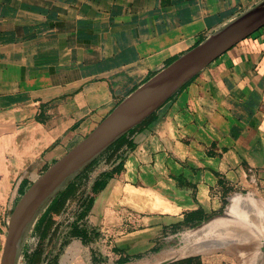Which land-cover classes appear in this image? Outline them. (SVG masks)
<instances>
[{
	"label": "crops",
	"instance_id": "crops-1",
	"mask_svg": "<svg viewBox=\"0 0 264 264\" xmlns=\"http://www.w3.org/2000/svg\"><path fill=\"white\" fill-rule=\"evenodd\" d=\"M263 2L0 0V199L29 188L143 84ZM128 120L41 204V241L59 248L53 264L172 263L160 234L202 224L241 191L264 227V26Z\"/></svg>",
	"mask_w": 264,
	"mask_h": 264
},
{
	"label": "rangeland",
	"instance_id": "rangeland-1",
	"mask_svg": "<svg viewBox=\"0 0 264 264\" xmlns=\"http://www.w3.org/2000/svg\"><path fill=\"white\" fill-rule=\"evenodd\" d=\"M71 177L66 179L59 188L63 187ZM27 190L28 188L14 190L13 186L8 197L3 196L0 199V264L13 212ZM1 192L3 191L1 190ZM45 205L35 212L22 233L17 247L15 264L54 263L55 254L59 249L58 245L39 244L37 242L38 232L33 229L36 219ZM254 205L255 203L249 199V192L241 191L225 197L220 206L212 211L207 219L210 222L206 225L193 224V222H190L189 225L188 222H184L170 233L173 236H166L162 232L160 236L166 239L162 242L163 246L160 244V248L167 250L164 258L166 260L176 259L169 264H176L187 259H199L191 264H220L221 262L225 264H261L263 257L260 248L264 239V227L257 226L256 205ZM229 206H233L234 211L228 216L225 214L228 218L212 220L215 216L224 214ZM144 209L143 205L141 210ZM110 253L108 247L102 250H99V247L95 248V254L98 256L106 258ZM147 264L153 263L148 262Z\"/></svg>",
	"mask_w": 264,
	"mask_h": 264
},
{
	"label": "water",
	"instance_id": "water-1",
	"mask_svg": "<svg viewBox=\"0 0 264 264\" xmlns=\"http://www.w3.org/2000/svg\"><path fill=\"white\" fill-rule=\"evenodd\" d=\"M263 26L264 2L229 23L143 84L123 101L89 136L52 164L32 183L18 202L12 215L1 264H15L17 247L25 223L45 191L73 169L79 166L83 167L87 161L109 144L130 124L128 118L141 101L157 91L171 88L180 83ZM59 189L57 187L53 191L48 202ZM231 208L233 209V206H229L224 214L215 216L212 220L228 218V214L233 212ZM209 222V220H206L200 225L203 226ZM260 250L264 258V239ZM166 263L168 264V262Z\"/></svg>",
	"mask_w": 264,
	"mask_h": 264
},
{
	"label": "bare ground",
	"instance_id": "bare-ground-1",
	"mask_svg": "<svg viewBox=\"0 0 264 264\" xmlns=\"http://www.w3.org/2000/svg\"><path fill=\"white\" fill-rule=\"evenodd\" d=\"M82 166H79L75 169H73L70 173H68L67 175L63 176L61 179H59L52 187H49L45 193L42 195L41 199L37 202V204L34 207V211L31 213V215L29 216L28 220L25 223V228H27L29 222L31 221V219L33 218L35 212L37 211V209L39 210L41 204L45 203L49 197L51 196V194L53 193V191L59 187L64 181H66V179L70 178L71 176L75 175L77 172H79L81 170ZM75 173V174H74ZM24 232V231H23Z\"/></svg>",
	"mask_w": 264,
	"mask_h": 264
},
{
	"label": "trees",
	"instance_id": "trees-1",
	"mask_svg": "<svg viewBox=\"0 0 264 264\" xmlns=\"http://www.w3.org/2000/svg\"><path fill=\"white\" fill-rule=\"evenodd\" d=\"M106 178H108V174L103 173V174H102V180H104V179H106ZM53 202H54V201H53ZM53 204H54V203H53ZM46 216H47V213H44V214H43V215L37 220V222L35 223L34 228H33L35 231L38 232V236H39V235L41 236L40 241H41V240H44V238L47 236V234H46V231H47V230H45V228H43V229L40 230V227H41L42 224L44 223V221H45V219H46ZM185 222H186V221H185ZM189 222H193L192 219H191V221H189ZM198 222H199V220L196 221V223H198ZM50 223H51V221L48 220L47 223H46V226H48ZM40 241H39V244H43V242H42V241L40 242ZM39 247H40V245H39ZM195 260L199 261V259H187V260H184V261L178 262V263H176V264H191V263H193ZM174 264H175V263H174ZM198 264H199V263H198Z\"/></svg>",
	"mask_w": 264,
	"mask_h": 264
},
{
	"label": "built area",
	"instance_id": "built-area-1",
	"mask_svg": "<svg viewBox=\"0 0 264 264\" xmlns=\"http://www.w3.org/2000/svg\"><path fill=\"white\" fill-rule=\"evenodd\" d=\"M103 241H105V240H103ZM102 240L101 241H99V242H101L102 243V245H105V242H103Z\"/></svg>",
	"mask_w": 264,
	"mask_h": 264
}]
</instances>
